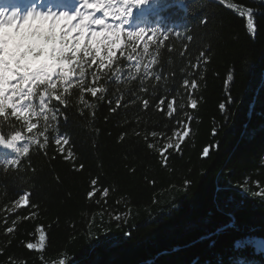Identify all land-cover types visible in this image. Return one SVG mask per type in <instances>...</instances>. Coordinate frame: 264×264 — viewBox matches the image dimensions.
<instances>
[{
  "label": "trees",
  "instance_id": "obj_1",
  "mask_svg": "<svg viewBox=\"0 0 264 264\" xmlns=\"http://www.w3.org/2000/svg\"><path fill=\"white\" fill-rule=\"evenodd\" d=\"M248 9L254 35L246 31ZM204 19L207 23H201ZM139 22L150 28L175 27L159 51L152 45L149 51L157 60L154 67L169 77V99L177 96V102L186 105L179 118L185 119V112L194 117L188 122L191 138L181 144L183 158L173 153L168 158L173 171L161 170L159 156L147 148V143L167 142L176 117L131 104L128 90L139 92L138 81L110 82L105 100L98 102L86 94L96 104L92 109L79 104L73 88L67 107L52 103L60 108L58 130L69 134L76 165L83 163L85 170L73 171L56 152L51 139L56 121L51 122L47 148L33 145L21 161L22 171L5 174L0 169V264H51L62 258L66 264H264V250L254 243L235 245L236 237L264 238V0H176L171 7L168 0H152L139 13ZM201 52L206 53L203 59ZM151 58L145 56V62ZM190 64L198 67L186 77L193 71ZM94 69L95 65L86 66L88 72ZM229 74L232 102L225 120L218 106L227 100L224 85ZM185 78L197 79L196 109L188 106L186 90L180 86ZM121 93V107L111 112L115 104L109 105L108 98ZM161 95L163 90L157 97ZM12 123L21 126L14 118ZM42 125L43 120L38 127ZM220 125L213 139L211 130ZM3 131H9L7 123ZM152 131L161 133L155 141ZM121 133H126L123 139ZM217 142L209 157L200 156L204 146ZM13 156V150L0 147V161ZM133 167L138 169L134 175L129 171ZM96 175L106 181L103 186L112 188L103 206L94 203L96 197L86 196ZM184 178L192 181L190 188L183 187ZM153 179L154 184L148 182ZM22 191L32 193L38 209L10 210ZM102 207L108 211L102 212ZM229 213L234 214V227L214 235L218 225L233 220ZM115 214L124 220L116 222ZM13 221L14 231L7 234ZM39 228L46 234L43 254L26 247L37 242ZM91 237L98 240L90 242Z\"/></svg>",
  "mask_w": 264,
  "mask_h": 264
},
{
  "label": "snow or ice",
  "instance_id": "obj_2",
  "mask_svg": "<svg viewBox=\"0 0 264 264\" xmlns=\"http://www.w3.org/2000/svg\"><path fill=\"white\" fill-rule=\"evenodd\" d=\"M187 2V0H183ZM199 2V0H196ZM152 3V0H76V7L69 12L67 10L47 11L40 10L35 0L26 12H21L19 8L4 10L0 9V147L14 151L13 158L0 161V169L5 174L8 172H20L21 161L29 157L30 148L35 145L39 149H46L50 136L48 135L51 122L56 121V126L52 128L54 133L51 137L56 152L63 157L65 162L72 164L73 171H84L85 165H76V156L71 146L70 136L67 132H60L59 121L56 113L60 108L53 105L55 100L59 105L67 107L72 89L78 91V102L86 108H95L96 104L89 102L85 97L90 94L95 101H102L106 98L108 85L113 81L126 80L128 82L138 81V89L130 88L128 95L131 96V104H139L147 110L155 108L163 110L168 117H176V128L172 135L167 137V142L161 146L155 143H147L149 150L159 156L157 163L161 170L173 171L169 164V156L178 153L183 158L181 144L186 143L191 138L188 122L194 119L187 112L185 119L179 118V113L183 112L186 105L177 102V96L171 95L172 89L168 86L167 75L163 74L162 68H155L157 60L154 53L149 51L152 45L156 51L168 39V33L175 27L162 29L159 25L149 27L139 22V13ZM224 3V0H220ZM176 4V0H168V6ZM229 8L236 5L229 4ZM100 13L101 15H97ZM246 31L249 35H254L256 27L252 18L251 9L247 10ZM241 16L245 13L241 12ZM201 23H207L204 19ZM156 39L153 40L152 37ZM189 40L192 37H188ZM144 41L140 44V41ZM57 44L59 48H57ZM79 46V47H78ZM137 47L141 51L137 52ZM119 51V55H117ZM171 51V48H169ZM133 54H136L135 56ZM183 55V53L181 54ZM206 53L201 52L203 59ZM152 57L145 62L144 57ZM123 58V59H122ZM125 61L127 63H125ZM86 71V66L91 69ZM192 72L185 73L186 77H192L197 65H191ZM174 75V74H173ZM89 76L91 79L89 80ZM233 79L229 74L225 81V93L227 100L219 103V111L228 118V105L232 102V97L228 94L229 81ZM148 81L156 83L148 84ZM162 82V83H161ZM186 90L188 106L196 109L198 100L193 96L197 89L196 78H185L180 85ZM163 90V95L157 97V93ZM179 95V89L176 90ZM139 93H144L141 96ZM124 93L116 95L115 99L108 98L111 112H115L121 107V100ZM156 101L153 103V101ZM124 107H128L125 103ZM51 113V115H49ZM94 114V113H93ZM20 122V127L12 123ZM67 119V117H65ZM43 120V125L38 127ZM7 123L9 131H3V125ZM220 126H214L211 135L215 139L220 131ZM35 130V131H34ZM126 133H121V139ZM161 133L152 131L150 136L153 141ZM147 135L145 140H147ZM218 147L216 145H206L200 151V156L209 157L210 149ZM55 159V157H53ZM264 161V156L261 157ZM30 163V161H29ZM134 175L138 169L130 168ZM155 183V179L148 181ZM106 183L104 178L96 175L90 179L86 196L89 199L96 197L94 203L98 206L106 205L111 186H103ZM259 183V182H257ZM192 181L184 178L183 187L190 188ZM117 205L120 201H116ZM21 206H30L38 209L39 204L33 202L30 191H22L18 198L12 202L15 210ZM107 208L102 207V212H107ZM32 217L36 216V211H32ZM233 220L225 221L217 226L214 235H222L229 231V227H234V214L229 213ZM27 219V217H24ZM124 216L115 214V221L122 222ZM7 223V218H5ZM101 223L103 221L101 220ZM13 226L6 227L7 234L14 231ZM36 231L39 233V240L36 243L28 242L27 249H41V254L45 250L46 234L43 228ZM211 239V236H205ZM98 240L91 237L90 242ZM213 241V246H214ZM254 243L258 248L264 250V238L254 241H246L241 237L235 238L237 248ZM51 264H66L65 259H53ZM234 264H248L247 261H235Z\"/></svg>",
  "mask_w": 264,
  "mask_h": 264
},
{
  "label": "rangeland",
  "instance_id": "obj_3",
  "mask_svg": "<svg viewBox=\"0 0 264 264\" xmlns=\"http://www.w3.org/2000/svg\"><path fill=\"white\" fill-rule=\"evenodd\" d=\"M97 15H101L100 13H98ZM59 46H58V44H57V48H58ZM21 207H23V206H21ZM38 240H39V237H38ZM38 240H37V242H38ZM46 242V241H45ZM36 243V242H35ZM36 251H42L41 249H36Z\"/></svg>",
  "mask_w": 264,
  "mask_h": 264
}]
</instances>
